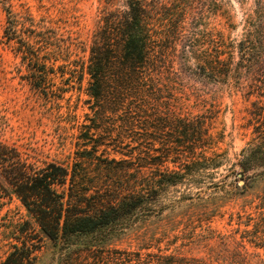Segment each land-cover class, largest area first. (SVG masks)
Here are the masks:
<instances>
[{
  "label": "rangeland",
  "instance_id": "1",
  "mask_svg": "<svg viewBox=\"0 0 264 264\" xmlns=\"http://www.w3.org/2000/svg\"><path fill=\"white\" fill-rule=\"evenodd\" d=\"M261 1L146 0L152 11L170 6L150 20L161 34L177 8L175 50L172 29L170 39L155 44L165 56L152 64L149 101L109 103L92 94L82 67L93 32L112 11L125 9L124 0H0V149L30 166L67 167L65 183L56 185L66 193L70 186L86 194L110 191L136 172L176 168L181 119L203 125L207 154L219 160L208 175L167 185L161 211L117 232L51 239L15 194L0 159V264L14 246L26 251L25 264H264V173L256 167L241 176L238 165L254 127L264 125V40L255 32L248 55L238 52L245 17L258 19ZM24 40L34 54L20 52ZM191 43L204 51L218 45L230 73L197 64L205 53L185 60L182 49L193 51Z\"/></svg>",
  "mask_w": 264,
  "mask_h": 264
},
{
  "label": "trees",
  "instance_id": "2",
  "mask_svg": "<svg viewBox=\"0 0 264 264\" xmlns=\"http://www.w3.org/2000/svg\"><path fill=\"white\" fill-rule=\"evenodd\" d=\"M261 2L257 10L258 19L251 14L245 17V32L238 42L241 59L248 55L255 32L264 40V0ZM124 3L125 9L112 11L115 16L109 19L105 26L98 25L93 32L89 56L82 72L85 71L89 75V84L94 96L104 95L109 103H118L126 97L143 103L149 101L155 91L153 87L156 79L152 75V64L153 67L159 66L157 58L165 56L160 47L156 49L155 44L170 39V32L174 29L171 38L174 40L170 46L174 51L175 37L181 31L180 23L177 16L175 17L177 8L172 7L167 26L162 30L163 34L158 33L153 30L150 20L155 11L161 10L160 7L167 9L170 6L164 4L152 11L146 0H124ZM186 46H191L193 51L187 50L186 47L182 49L185 60L197 59L193 55L195 53H205V59H200L198 55L197 64L201 63L207 71L217 72L219 76L230 73L231 65L221 58L222 49L218 45L213 44L205 51L196 49L193 43ZM19 50L23 54H34L33 47L25 40L21 41ZM180 122L183 125L178 127L174 139L178 145L175 148L176 168H157L146 175L136 172L135 175L132 174V181H127L126 185H120L110 191L106 189L104 192L86 194L73 186L69 187L68 193L65 189L59 191L56 185L65 183L67 167L57 162L47 163L44 167L33 164L30 166L19 155H11L7 152L8 148L5 150L1 147L0 159L7 162L4 176L36 219L42 232L49 238L55 239L58 235H86L99 231L103 235L112 234L130 225L137 217L161 211L163 205L159 198L167 185H175L189 179L187 176L194 180L198 176L208 175L209 171L206 170L219 166L218 155L214 152L213 156L207 154L206 149L210 148L211 142L210 135L203 125L189 127L185 120L181 119ZM253 132L255 136L252 143L239 154L241 176L256 167H260L264 173V125H256ZM14 249L4 264H10L15 255V264H25L28 259L26 251L22 253L18 246H14ZM166 264L176 263L173 261Z\"/></svg>",
  "mask_w": 264,
  "mask_h": 264
}]
</instances>
